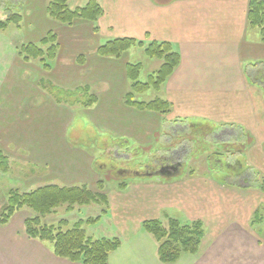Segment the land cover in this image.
<instances>
[{
	"label": "crops",
	"instance_id": "0c3cea01",
	"mask_svg": "<svg viewBox=\"0 0 264 264\" xmlns=\"http://www.w3.org/2000/svg\"><path fill=\"white\" fill-rule=\"evenodd\" d=\"M86 1L69 0L68 5L76 8ZM96 1L103 12L94 22L81 20L76 28L55 23L56 28L52 31L58 38V52L52 60L50 75L46 76L62 82L63 86L73 84L71 82L76 79L83 81L90 91L94 89V93H89L96 96V101L81 112L91 130L100 128L101 136L107 137L104 145L114 146L118 139L139 144L153 138L157 129L156 112L139 111L124 103V95L130 87L126 76V65L130 62L124 58L129 54L128 50L114 58L98 56L95 49L104 40L116 37H132L145 44L165 41L171 44L180 59L158 90L159 98L170 104L165 121L170 126L175 124V130L167 133V139L171 142L185 138V132L192 126L190 122H196L194 128L206 125L210 132H204L203 136L217 139L222 144H231L234 137L231 130H235L249 146L257 147L247 149L245 142L241 146L245 149L243 175L247 167L264 172V42L257 29L247 22L248 0ZM15 2L27 4L28 0ZM2 5L5 8L6 2ZM19 31L21 28L13 32ZM69 42L76 45L74 48L78 53L65 50L64 45ZM12 46L16 54L17 45L12 43ZM79 56H85L80 63ZM14 57L0 62V150L10 162L13 152L27 162L44 165V161H50L47 166L53 169L50 184L85 186L93 190L98 178L91 169L92 159L82 160L86 163L83 173L76 174L71 168L79 166L74 163L77 160H73L76 156L64 159L61 154L76 144H69L62 133L67 123L60 126L59 134H56L59 155H38V150H33L42 138L50 135V132L45 134L51 129L50 112L64 104L53 99L48 101L44 92L33 88L38 73L27 67L32 60L16 63L20 79H15L17 70L11 73ZM24 71L30 73L24 76L21 74ZM71 113L73 116L75 111ZM179 127L184 129L178 132ZM247 135L252 137L249 142ZM185 140L188 144V138ZM181 146L166 152V162L181 163L176 171L170 170L168 176L150 175L149 181H137L123 194L130 195L131 199L121 204L125 221L116 219L113 214V228L123 229L125 237L123 245L109 257V264H163L155 251L136 255L134 249L140 251L138 241L147 236L139 226L142 220L169 217L182 221L199 220L204 228L198 251L185 254L172 264H264V235L258 228L260 224L257 228L256 223L255 226L252 224L256 211L260 212L264 223V192L250 184L226 185L228 183L216 180L218 170L210 166L204 176L183 170L186 151L189 154L192 147L185 151ZM115 150L118 151L113 147L111 151ZM229 152L230 160L231 148ZM159 176L163 177L162 181L153 179ZM131 206L132 211L128 209ZM20 210L6 224L0 225V264H82L57 257L49 243L28 237L24 220L25 212L29 211L16 217Z\"/></svg>",
	"mask_w": 264,
	"mask_h": 264
},
{
	"label": "rangeland",
	"instance_id": "374dc122",
	"mask_svg": "<svg viewBox=\"0 0 264 264\" xmlns=\"http://www.w3.org/2000/svg\"><path fill=\"white\" fill-rule=\"evenodd\" d=\"M0 1V18H2L4 14L8 12V8L12 7L13 12L21 14V21L19 23V27L10 24L5 30L0 31V62L4 59H8V57H14L15 49L13 48L12 43H15L17 47L26 42L28 43V41L35 43L37 42V40H39L41 36L45 35L48 31L56 28L55 23L57 22L49 18L44 9L49 0H28L27 4H25L24 2L16 3L15 0H12L11 2L7 1L6 9L3 8L2 5L3 1L5 0ZM81 20L82 19L75 20L72 25H63V27L76 28L78 21ZM16 28H21V31L13 32ZM103 42H105V40ZM74 46L76 45L72 42H69V44L64 45V48L67 52L71 53L72 50H75L78 53V49L76 50ZM128 53L129 54H126L124 58H128L130 63L141 64V70L138 77V80L140 82H146L147 76L153 71L157 70L160 66V61L158 59L146 56L144 51L142 50V47L133 46L128 50ZM78 55L82 54L79 53ZM22 60L23 59L17 55L16 51L15 57L12 60V64H14L11 73L15 72V70L18 69L17 64H20V61ZM30 62L31 65L28 64L27 67L31 68V70L33 69L38 73L37 77H35L36 83H34L36 86L33 85V88L44 92L43 94L46 96V99L48 101L51 99L56 101V98L65 106L68 105L71 107L70 108L66 106L65 108H62L64 107V105L60 106L61 108L56 107L54 111L50 112L52 115H49V120L45 117L48 120L51 128L45 131V134H48V132H50V135L46 134L47 137H44L45 139L42 138L33 150H38V155H44L49 157L59 155V150L57 149L59 148V145H57V139L59 137L56 134H59V127L67 123L68 126L66 127V129L62 130V133L64 132V136L66 137L67 142L69 144H76L68 147L70 149L67 148V153L63 151L61 154H64L65 158L63 156L62 158L67 159L70 158V156L72 155L76 156L73 158V160H77V162L74 163L79 166L71 167L74 168V172L76 174L83 173L85 162H83L82 160L89 161V158L92 159L91 169L94 173H96L95 175L98 178L96 185L99 181H102L103 186H97L96 188H93V190H89L97 195L102 194L107 199L106 204L90 203L87 205H73L71 208H68L66 204L61 205L58 208L53 209L52 212H50L49 214L43 216L41 218V222L46 224H53L56 226L60 221H63L65 222V226H63L62 229L66 230L73 227L75 222L82 220L84 223L82 227L87 236H91L93 239L118 238L120 241V245L117 249H115L109 254L110 257L111 254L118 250L124 242L123 238L125 237V235L123 229H117V227L113 228L115 217L116 219H123V221H125L124 217H126V215H122L124 211L122 209L121 204L126 201L130 202L131 199L130 195L123 194L129 191L130 186L133 185V183H136L137 181L140 183H145V181H149L148 176L157 173L163 163L166 162L167 150L170 151L171 149L173 152V150L176 149V146L181 145H186L187 148H189L190 146L192 147V152L188 154L189 151H186L187 155H185L182 164L183 170H190L195 174H202L200 176H204L203 174H208L207 169H210L211 167L214 169L216 168L218 170L217 173L219 179L216 178V180L228 183L226 185L236 184L237 186H248L249 184H255V176L250 178L244 177L245 175H243L245 163V156L243 155V151L245 149L242 150L241 146L245 142L244 137H233L231 140V144H222L219 143L217 139L206 138L205 135L203 136L204 132H210L208 130L209 128H207L206 125L202 128H194L196 122H190L191 124L189 125L192 126H190V128L188 129L189 131L185 132L184 135L185 138H189L191 142L187 144V140H185L184 137L170 142L167 139V133H172L175 130V124L170 126V124L166 123L164 118L169 115L170 110L165 114H160L156 112L155 122L157 125V129L156 134L155 136H153V138L145 140L144 143L139 144H134L131 142L127 143L124 140L118 139V144H115L114 146H109L107 144L108 147H106V145H104V142L107 137L103 138L101 136L100 128H96V130H91V127L86 124V116L81 112V109L85 107L83 106L82 102H84L87 98L86 96H84L86 95L85 91L82 92V90H80L85 87L83 81L79 82L75 79L73 80V82H71L73 84L66 83L65 86H63L61 81V83H59L56 79L51 80V77L49 78L46 76L50 75L52 61H49L50 68L48 70L43 69L41 63H39L38 60H32ZM17 72L18 74L15 79H20L19 71L17 70ZM28 73L30 72H21V74H23L24 76L28 75ZM57 76H54V78H56ZM89 92L94 93V89H92L91 91L89 89ZM159 96L160 93L158 92V90L149 88L142 93H137L135 95V99L139 101H149ZM47 107L48 106L46 105V108ZM49 110L50 109L46 111V114ZM72 110L75 111V114L73 116L71 113ZM163 127L165 128L163 129ZM181 129L184 128L179 127L178 132ZM50 136L52 138H50V140L47 139ZM246 139L248 142L251 141V135L250 137L249 135H247ZM89 141H91V143ZM78 142H81L82 145ZM245 144L247 145V149H249L250 147L252 149L257 148L255 145L249 146V144H247L246 142ZM113 147L118 151H111ZM180 148H178V150ZM230 148L231 159L229 160L228 156L230 155L228 154L230 153ZM115 153L120 155V157H116ZM10 154L13 156V161L10 162L9 160L8 172H0V207L5 203L8 196V192L11 188L18 189L22 192H27L38 187L50 184L48 182H51V178L53 176V169L47 167L51 164L50 161H44L45 164L43 165L35 161H23L22 159H20L18 154L14 152ZM110 154L114 158H116L113 160V157H111V160H109L107 156ZM121 156L124 158L123 160H121ZM26 158H29V156H27ZM101 165H107L108 167H106V169H102ZM239 165H242V168L239 167ZM139 168H141V170L143 171L144 169L146 170L144 172L137 171ZM237 172H239L240 176H231V174L234 175ZM255 172L258 176L257 179L264 178L263 171L258 170ZM220 176L223 178H220ZM159 177H153V179L156 178L162 181L163 177ZM213 178H215V176ZM120 183H124L125 187L119 188L118 186L121 185ZM132 208V206L128 207V209H131V211ZM20 211L21 212H18V214H16V217L17 215H22L24 211H29V213L25 212V215H27V217L28 214L29 216L33 215V212L26 207L22 208V210ZM113 214H115L116 216L114 217ZM130 214L131 212L127 214V216L130 217ZM89 218H98V220L89 224L85 223V221ZM141 222L139 224L140 228ZM256 224V228L260 224L261 227L258 228H260V232L264 235L263 217H261L260 220L256 221ZM141 230L143 229L141 228ZM138 244L141 246V249L140 251L139 249H134L136 251V255H143L142 253L144 252L145 254H150L152 253V251L156 252V243L149 234H147L144 240L138 241ZM130 254H132L131 251ZM155 255H157V253H155ZM131 258L132 257H130V259Z\"/></svg>",
	"mask_w": 264,
	"mask_h": 264
},
{
	"label": "trees",
	"instance_id": "16d2710c",
	"mask_svg": "<svg viewBox=\"0 0 264 264\" xmlns=\"http://www.w3.org/2000/svg\"><path fill=\"white\" fill-rule=\"evenodd\" d=\"M7 1L5 0L6 3ZM68 1L49 0L45 6L46 14L59 24L72 25L75 20L79 19L94 22L103 12L96 0H88L83 6L72 9L69 7ZM12 9L13 7L8 8V12L0 18V31L5 30L10 24L16 27L20 26L21 14L13 12ZM247 22L250 27L257 29L260 40L264 42L263 0H248ZM94 30L97 29L94 28ZM133 46L143 47L145 55L158 59L160 66L147 76L146 82H140L138 77L141 64L128 63L126 65V76L130 81V89L124 95V103L140 111H152L160 114L169 112L170 104L168 101L159 97L149 101H139L135 99V95L149 88L159 90L179 64V54L174 51L170 43L150 41L145 44L143 41L132 37H116L100 44L95 53L102 57L118 58ZM57 50V35L52 30L48 31L37 43L28 42L16 47L17 55L20 58L24 61L38 60L45 70L50 68L49 61L56 57ZM83 59V56L77 58L79 63ZM80 90L85 91L87 97L82 102L83 106H90L96 101V96L89 93V88L84 87ZM55 100L59 102L58 99L55 98ZM231 133L234 137L239 135L235 130H231ZM188 140L190 143L189 138ZM184 147L187 148L186 145ZM111 157L113 156L110 154L107 158L111 160ZM115 158L113 157V160ZM123 159L121 156V160ZM106 167L108 166L101 165L102 169H106ZM8 169L9 158L0 150V172L6 173ZM137 171L142 172L143 170L139 168ZM253 176H255V184L250 185L256 186L264 192V178L257 179L255 170L252 167H247L244 177L251 178ZM120 184L119 188L125 187L124 183ZM97 186L102 187V181H99ZM106 202L107 199L104 195H97L85 186L47 184L27 192L11 188L5 203L0 207V225L6 224L17 210L26 207L33 212V215L24 220L26 235L33 239L48 242L55 256L82 264H109V254L120 245L118 238L93 239L84 232L82 220L75 222L73 227L66 230L62 229L65 226L63 221H60L56 226L41 222L43 216L64 204L71 208L73 205L106 204ZM260 219V212L256 211L252 224L254 225ZM96 220L98 218H89L85 223L89 224ZM141 228L154 239L157 246V258L163 264L175 263L185 254H195L204 235L203 224L199 220L182 221L171 217L165 220L149 219L141 222Z\"/></svg>",
	"mask_w": 264,
	"mask_h": 264
},
{
	"label": "water",
	"instance_id": "95a60500",
	"mask_svg": "<svg viewBox=\"0 0 264 264\" xmlns=\"http://www.w3.org/2000/svg\"><path fill=\"white\" fill-rule=\"evenodd\" d=\"M170 170L176 171L177 167L174 165H164L161 166L160 170L156 174H159L161 176L170 175L171 174Z\"/></svg>",
	"mask_w": 264,
	"mask_h": 264
},
{
	"label": "flooded vegetation",
	"instance_id": "af4514ba",
	"mask_svg": "<svg viewBox=\"0 0 264 264\" xmlns=\"http://www.w3.org/2000/svg\"><path fill=\"white\" fill-rule=\"evenodd\" d=\"M181 147H182V148H181L182 150L185 149L184 146H181ZM185 151H186V149H185ZM166 160H167V159H166ZM164 164H165V165H174V166H176V167H177L178 165H181V163H179V162H177V161H172V162H168V161H167V162H164L163 165H164ZM238 173H239V172H237L236 174H238Z\"/></svg>",
	"mask_w": 264,
	"mask_h": 264
}]
</instances>
